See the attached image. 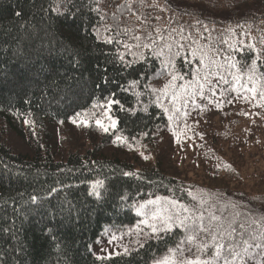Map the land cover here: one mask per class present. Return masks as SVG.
Here are the masks:
<instances>
[{
  "label": "trees",
  "instance_id": "16d2710c",
  "mask_svg": "<svg viewBox=\"0 0 264 264\" xmlns=\"http://www.w3.org/2000/svg\"><path fill=\"white\" fill-rule=\"evenodd\" d=\"M149 33L183 45L175 66L184 79L159 99L146 85L171 79L153 76L163 57L104 42L142 45ZM253 59L256 98L241 87L251 86ZM213 71L228 83L211 74L206 83ZM192 73L204 95H194ZM262 85L264 0H0V264H151L181 229L110 260H98L92 245L106 227L135 223L139 202L168 196L192 205L196 189L201 199L214 188L221 230L235 220L246 236L264 231ZM110 99L119 104L109 108ZM108 116L116 127L105 132L97 121ZM200 142L208 149L198 154Z\"/></svg>",
  "mask_w": 264,
  "mask_h": 264
},
{
  "label": "snow or ice",
  "instance_id": "6c2138e0",
  "mask_svg": "<svg viewBox=\"0 0 264 264\" xmlns=\"http://www.w3.org/2000/svg\"><path fill=\"white\" fill-rule=\"evenodd\" d=\"M53 11H59V8L53 9ZM19 14V13H18ZM174 31V30H173ZM152 34L149 33L147 39L149 42L141 44H128L126 42L113 40L112 37H107L105 43L112 44H121L123 43L124 48L128 51L130 55L137 56V53L133 52V48L147 49L149 53L157 56L163 57L161 60V68L156 69L153 73V76L159 77L164 75L165 72L171 77V79L164 84L163 88L155 89L151 88V85H146L147 88H150L153 93H158V99L162 96L169 95V89L174 87V81L177 79L183 80L184 77L180 76L176 71L175 60L176 57L180 56V48L183 47L182 44L176 42H168L161 35H157L156 39H151ZM99 39V36L97 37ZM135 40L139 41L140 36H135ZM157 41H164L162 45H158ZM243 43V42H241ZM175 44V48H174ZM253 47L254 46H249ZM167 50V51H165ZM243 51V48L239 49ZM197 52L194 50L192 55H196ZM139 60H145L146 54L141 52L138 57ZM257 57L256 59H258ZM118 59L121 63H125L126 67H131L135 61H125V54L120 52L118 54ZM256 59L252 60L250 66L247 67V79L250 82L251 86L249 87L248 83H244L241 87L249 93H252L253 98H256L258 92L257 80H256ZM212 63H215L213 61ZM232 68H236L237 64L233 63L231 60L228 61ZM200 64L205 65L204 56L201 55ZM218 67L222 68L223 65ZM219 76V80L228 83L219 72H210L206 73L204 76V81L209 85L212 84V81L208 80V75ZM243 74V73H242ZM144 73H141V77H144ZM193 81L189 84H198L199 91L194 93V95H204L205 83H200L197 78L196 73H192ZM153 77L149 76L147 79L151 80ZM234 79L239 83L240 76L234 75ZM141 81L139 79L130 81L129 83L134 87L139 84ZM185 87V85H181ZM213 93L215 92L214 88L211 89ZM127 91V89H125ZM259 98L264 100V85L259 88ZM139 95V94H138ZM248 99L247 96L244 97ZM180 99L178 93H174L171 96V103L173 105V111H179L176 108V103ZM211 103V101H209ZM188 101L185 100L184 104H187ZM195 104V100L192 101ZM232 103V101H228ZM113 104H119V101L115 99H110L108 101V107L111 108ZM220 107L219 104L216 105ZM165 113L168 112V108H164ZM79 116V113H77ZM111 120V117H109ZM169 120H172V116H169ZM28 123V121H25ZM73 123H76L73 120ZM97 124L104 129L105 132L109 130L108 127L104 126L97 121ZM111 127H116L115 120H112ZM122 141L120 136L116 137L114 141ZM147 159V157H145ZM230 167V166H229ZM125 175H132V173H124ZM103 186V181H95L92 185V190L90 194H95L99 196L98 188ZM55 191V189H53ZM191 195V193H189ZM37 198L33 197L35 201ZM165 201V205H161V200ZM195 200L196 197H193ZM203 203V201H201ZM152 206V207H149ZM135 211L141 219L138 220L137 224L133 228L129 229V233L135 232L138 237H141L143 240L155 239V240H164V235H171L174 230L182 229L183 233L179 240L175 241L171 246L165 247L163 253L153 258L152 264H264V231L256 232L253 229L252 232L248 233L246 236L247 229L244 224H239L236 226V221L233 220L229 223L227 228L221 230L222 225L217 224L215 227L211 223H204L203 213L193 215L194 209L189 208L187 205L182 202L170 199L168 197L161 198L159 196L155 199L145 200L140 203L138 207H135ZM239 215V214H237ZM211 221H218L220 217L212 215L210 218ZM255 223V221H253ZM127 234V233H126ZM239 236V240H237ZM119 237L113 235L108 241L109 244H112L113 241L118 240ZM140 247H144V243H140ZM102 252H107V249H101ZM129 248L125 246L123 248V254H128ZM119 252H109L107 255H97L98 260H110L112 255H120Z\"/></svg>",
  "mask_w": 264,
  "mask_h": 264
},
{
  "label": "rangeland",
  "instance_id": "374dc122",
  "mask_svg": "<svg viewBox=\"0 0 264 264\" xmlns=\"http://www.w3.org/2000/svg\"><path fill=\"white\" fill-rule=\"evenodd\" d=\"M104 118H105V116L102 117V119H104ZM112 120L113 119L110 120L109 116H108V120H104V121L100 120V123L103 124L104 126L110 128ZM215 132H218V131H215ZM203 139H205V137H203ZM199 146L200 147L198 148V151H197L198 154H201L200 152H202L204 149H208L207 148L208 146L205 143H201L200 142ZM219 146H220V143H219ZM213 147L216 149L218 147V145H215ZM139 149H140V147H139ZM220 149L226 151V147L223 146V145L220 147ZM141 151H142V154H146L144 156H146L148 159L154 160V154L151 151H143L142 148H141ZM218 153H219V151H218ZM196 187L199 188L200 185H197ZM211 187H214V185L211 184V185L208 186V188H211ZM213 189L211 190V192H209V190H208V194L209 195L205 194V197H201V199L196 198L195 200H193L192 205L191 204L188 205V204H186L184 202H182V203L187 205L189 208L194 209L193 215H197L198 216L199 214L203 213V215H204V223L206 225L211 223L213 225V227H215L217 224H221L222 214L219 211L220 208L217 207V205L215 203V202L219 201V198L215 197V195H214L215 193H214ZM200 194H201V191L199 189H196L195 193L193 194V197H197ZM164 197H168V196H162L161 198H164ZM168 198L173 199L171 197H168ZM150 199H155V198H150ZM147 200H149V199H147ZM144 201H141V202H139L138 204H136L134 206V212L135 213H136L135 207H138L139 204L144 202ZM201 201H203V203H201ZM160 203H161L162 206L165 205V201L163 199L161 200ZM149 207H152V206H149ZM136 215H137V213H136ZM212 215L220 217V220L211 221L210 218H211ZM139 219H141V217H139L137 215V219H136L135 223H133L132 225L119 227V228H107L106 227L102 231L101 235L98 238H96V240L94 241V243L92 245L93 252L96 255H107L109 252H119V253L122 254L123 253V248L125 246H127L129 248V251L139 247L140 243L141 242L143 243L145 240H143L141 237H138L135 234L134 231L129 233V229L133 228V226L137 224ZM113 235L119 237V239L113 241L112 244H109L108 241L111 239V237ZM101 249H107V252H102ZM112 256H115V255H112ZM151 264H152V262H151Z\"/></svg>",
  "mask_w": 264,
  "mask_h": 264
}]
</instances>
